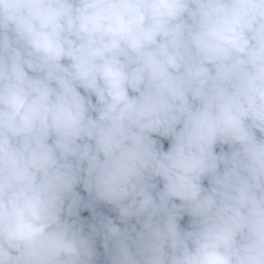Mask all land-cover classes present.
<instances>
[{
  "label": "clouds",
  "instance_id": "clouds-1",
  "mask_svg": "<svg viewBox=\"0 0 264 264\" xmlns=\"http://www.w3.org/2000/svg\"><path fill=\"white\" fill-rule=\"evenodd\" d=\"M0 264H264V0H0Z\"/></svg>",
  "mask_w": 264,
  "mask_h": 264
},
{
  "label": "trees",
  "instance_id": "trees-1",
  "mask_svg": "<svg viewBox=\"0 0 264 264\" xmlns=\"http://www.w3.org/2000/svg\"><path fill=\"white\" fill-rule=\"evenodd\" d=\"M165 143V147L167 146V142H164ZM82 215H87V213H82ZM184 222L182 221V224H183Z\"/></svg>",
  "mask_w": 264,
  "mask_h": 264
}]
</instances>
